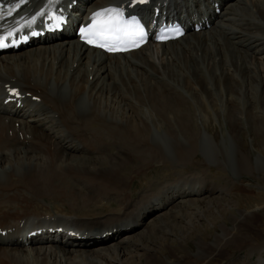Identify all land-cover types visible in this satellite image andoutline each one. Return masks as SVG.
Here are the masks:
<instances>
[{"label": "bare ground", "instance_id": "obj_1", "mask_svg": "<svg viewBox=\"0 0 264 264\" xmlns=\"http://www.w3.org/2000/svg\"><path fill=\"white\" fill-rule=\"evenodd\" d=\"M50 1L36 0L16 19L37 25L41 7ZM207 1L203 7L200 0H151L146 5L150 14L159 2L161 9L177 16L184 13L186 19L205 14L210 27L126 53L85 49L71 32L49 43L38 38L22 49L0 51V264H167L154 257L153 244L140 259L136 245L143 244V233L137 228L144 227L145 214L155 208H161L154 215L159 223H152L157 227L167 225L164 219L177 218V199L195 204L196 195L206 190L204 179L187 175L133 194L135 176L164 162L179 165L198 151L206 161L221 158L224 166L235 157V176L245 173L243 156L236 155L233 144L214 142L203 130H212L213 114L231 120L230 134L242 129L243 117L254 122L252 130H264L256 113L264 110V0H217L231 11L229 20H218L219 14L212 18ZM95 3L93 7L105 1ZM8 32L19 33L16 25ZM8 85L19 86L23 96L5 103ZM260 152L255 172L264 169ZM134 166L126 176L125 169ZM41 172L48 185L38 182ZM57 178L65 182L63 186L58 181L64 188L59 191L50 185ZM176 187L184 195L175 194ZM222 189L207 192L217 191L221 198ZM112 191L138 197H115L116 202L106 205ZM46 198L62 202L53 209ZM139 198L144 199L135 201ZM263 204L260 201L253 210L241 209L238 201L233 206L239 252L225 264H264V231L242 230V223L257 209L264 211ZM102 205L110 211L104 212ZM41 214L53 215L51 225L63 230L55 242L26 244L23 239L40 227ZM208 227L198 231L202 234ZM125 229L131 230L114 238ZM105 231L110 233L102 236ZM239 233L244 238L238 241ZM216 237L221 241H213L215 248L226 235ZM180 239L183 236L175 241ZM196 243L197 254H206L201 242Z\"/></svg>", "mask_w": 264, "mask_h": 264}, {"label": "rangeland", "instance_id": "obj_2", "mask_svg": "<svg viewBox=\"0 0 264 264\" xmlns=\"http://www.w3.org/2000/svg\"><path fill=\"white\" fill-rule=\"evenodd\" d=\"M258 101L259 100H257V102ZM219 106L222 107V104L219 103ZM220 107L219 112L220 114H222L223 108ZM256 113L259 118L261 116L260 121L264 122V110L256 111ZM213 115L214 116L210 118L212 130L207 129L203 131L209 133L210 138L214 142L220 143L223 141L224 143H226L229 141L228 145L232 143L233 148L236 149V155L238 154L240 156H243V163L241 166L243 167V171L246 174L243 173L240 176H235V157L233 159H229L228 164H226L225 167L220 162L221 158H219L218 160L210 158V161H206V159H203L204 156L202 155V153L198 151L197 154L190 158V160L187 157V159H184V161L179 163V165L164 162L159 166L146 168L145 170H143V172L136 175L134 178L135 186L132 188L133 194H137L138 191L148 186H151V188L166 186L165 183H173L176 179L185 177L187 175L195 176L194 178H196L197 181H199L200 179H204L203 181L207 185L205 186L206 188H223L221 198H218V195H220L218 194L219 192H214L210 195L206 192V190H201L200 194L206 192L204 194L205 196L203 195L201 196L203 198H201L198 193L197 194L199 196L195 194V198H198L194 199L195 204L192 203L189 205L186 201V198H182L181 200L177 199L180 200L175 202V204H179V207L177 209L178 212L176 213V215L179 216H177V218L171 216L167 219H164L167 222V225L164 227H157L156 225H153L152 223L157 219L154 217L155 213L148 214L144 219V227L141 225L143 228H137L139 232L142 231L143 233V244L138 243L136 245L137 252L142 254V256L140 257L141 260H144L143 254L147 252V246L151 247L150 245L153 244V250L155 247V250L153 252L154 257L167 264H225L228 260L227 258L230 256H235L236 250H238V248H235V227L232 229V223H234L235 221V208L233 206H235V203L238 201V206L241 209L253 210L251 208H253V206L258 204L260 201L264 203V169L260 172H255L253 170V168H255V158L257 157L259 150H262V152L260 153L264 155V143L259 145V142L254 140V138H260V140L264 139V130L259 131L255 128V131L252 130V125L254 122L251 119L243 117L246 124L243 123V127H241L242 129L239 132L234 131L236 135L235 136L234 133L230 134L229 132L233 131V123L230 122L231 120L229 121L227 120V118L222 117L223 115L221 117L216 116V114ZM248 128L251 131H249ZM232 134L234 136H231ZM252 135L254 138L252 137ZM135 169V166L126 168L125 175L128 176L130 173L134 172ZM140 169L141 166L139 167V170ZM120 175L124 177L123 173H120ZM196 176H198L199 178L197 179ZM57 179V184L54 186L59 187L62 185L60 183H63L64 186L65 182H63V180L59 178ZM216 182L223 184L219 186L216 185ZM159 192H161L160 189ZM174 192L179 196L184 195L181 194V189L177 187ZM133 194H123L120 191H112L107 195L108 197L106 199V205H108V203L112 201L116 202L121 198L129 199L132 196L135 198L138 197L134 196ZM115 197L116 201L115 199H113ZM37 198L41 199L42 197ZM46 199L51 202L54 200L52 198ZM143 199L144 198H139L135 201L139 202ZM60 204L61 203H59L56 207H59ZM196 204L198 207L195 206ZM206 206L209 208L205 211ZM109 208L110 207H104L102 205V209L104 210V212L110 211ZM224 208L227 209L223 211ZM175 211H171L172 215L175 213ZM158 220L159 219H157V222L159 223ZM197 224H200L203 229L209 226L207 228V232H203L201 234L198 231L201 229V227L197 230H194V227ZM250 228L252 229L251 231H255L258 233L260 231H264V211H260L259 209H257V211L253 213V216L249 220L242 223V230H249ZM148 230H150V233L148 232ZM127 232H129V230H127ZM147 232L148 237L146 235ZM221 233H225L226 239L219 243L215 248V246L212 245L213 241L211 239L215 238V236ZM84 235L85 234L78 235L75 238L70 239L76 240L79 236ZM238 235V241L244 238L243 234L239 233ZM179 236H183V239H180V242H176L175 239ZM128 239L127 242L129 246L131 245V247H133V243L131 244ZM198 241H200L203 245L204 252H202V254L206 252V254H204L203 256L201 255V253L197 254L198 245L196 242ZM216 241H221V239L217 237ZM222 244L226 245L221 246ZM175 246H177L178 248L180 247L179 251H176V248H173Z\"/></svg>", "mask_w": 264, "mask_h": 264}, {"label": "snow or ice", "instance_id": "obj_3", "mask_svg": "<svg viewBox=\"0 0 264 264\" xmlns=\"http://www.w3.org/2000/svg\"><path fill=\"white\" fill-rule=\"evenodd\" d=\"M139 2L143 3L144 0H139ZM113 11H117L118 12L119 10H117V9H102L99 12L94 13L93 15L96 16V17H99V16H101L104 13H110V12H113Z\"/></svg>", "mask_w": 264, "mask_h": 264}]
</instances>
